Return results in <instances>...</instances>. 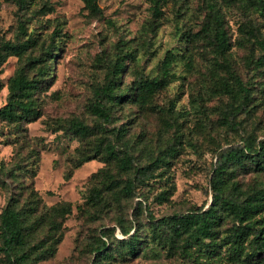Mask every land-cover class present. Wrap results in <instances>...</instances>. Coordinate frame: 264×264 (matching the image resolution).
<instances>
[{
  "label": "rangeland",
  "instance_id": "1",
  "mask_svg": "<svg viewBox=\"0 0 264 264\" xmlns=\"http://www.w3.org/2000/svg\"><path fill=\"white\" fill-rule=\"evenodd\" d=\"M98 4L101 12L83 0H0V45L32 40L22 57L11 55L0 67V108L20 66L40 78L37 115L0 118V215L12 192L22 207L39 208L30 248L56 231L51 208L64 212L56 252L29 264H264V250L237 259L245 244L220 247L236 225L232 215L221 219L215 253L183 247V236L172 243L166 223L210 206L214 170L228 148L256 149L264 141V47L257 41H264V0ZM212 6L224 21L226 49L209 25ZM146 79L162 85L142 102L137 86ZM112 82L127 96L122 102L102 93ZM98 103L110 110L111 122L93 112ZM77 121L90 133L78 132ZM108 144L132 159L130 169L108 161ZM84 156L91 159L79 165ZM102 168L133 180L134 189L126 194L123 182L111 196L114 205L92 206L87 199ZM226 172L239 185L228 193L241 201L264 187V170L251 157ZM256 218L264 222V210ZM133 236L136 253L128 246ZM102 240L107 253L97 257ZM0 264H9L1 253Z\"/></svg>",
  "mask_w": 264,
  "mask_h": 264
},
{
  "label": "trees",
  "instance_id": "2",
  "mask_svg": "<svg viewBox=\"0 0 264 264\" xmlns=\"http://www.w3.org/2000/svg\"><path fill=\"white\" fill-rule=\"evenodd\" d=\"M20 1L23 2L24 0ZM83 1L93 12H101L98 0ZM211 8L213 12L209 25L215 31L218 46L226 49L228 43L224 21L220 11L214 6ZM158 10L156 7V11ZM257 41L264 47L263 40ZM30 45H32L30 38L22 43L12 41L2 42L0 45V67L11 55L22 57ZM40 71L43 74L47 73L46 68H41ZM161 85L162 81L142 80L137 86L139 89L137 92L138 99L142 102L146 101L149 98L148 96ZM39 87L40 78L30 77L26 66H20L11 79L9 100L7 104L0 108V118L16 122L29 120L36 116L38 110L35 96ZM239 89L240 91L247 90L244 86H240ZM102 93L113 102H122L127 97L125 94L117 91L114 82L103 87ZM235 94H238V91ZM93 112L105 123L111 122V112L104 104L98 103L94 105ZM74 128L83 134L90 133L88 127L80 121L74 123ZM105 151L108 161L115 160L120 170L127 171L130 169L132 159L129 156L121 158L113 144H108ZM248 157H251L257 169L264 170V141L256 149L250 144L245 147L232 146L225 151V154L219 156L218 165L214 170L211 180L214 195L210 206L207 209H199L183 216L175 215L166 220V223L173 229V234L170 238L172 243L176 237L183 236V247L198 246L203 251L215 253L217 248L213 242L219 236L218 228L220 227L221 219L226 213L233 216L236 225L221 239L222 245L220 247L230 244H245L243 248L238 246V253L234 254L237 259H240L242 256L251 259L264 250V222L256 218L258 213L264 210V187L248 193L247 197L242 201L228 193L232 189L238 190L239 185L238 183H233L230 178H227L226 169L229 164L244 166ZM89 159L91 157L84 156L79 165ZM95 177H98L99 181L90 192L87 199L89 203L92 206L114 205L116 202L113 201L111 196L115 193V189L122 185L124 181L116 179L106 168L98 171ZM134 183L133 180L125 181L122 190L126 194H131L134 189ZM51 210L54 216L52 224L56 225V231H48L43 238L36 241L33 247L27 248L28 244L32 241V236L36 229V223L31 222L32 214L38 212L39 208L22 207L20 194L16 192L11 193L0 215V253L6 257L9 264H29L31 258L39 261L51 257L56 252L57 245L62 239V233L57 234L60 227L58 218L64 216V212L62 207L54 206ZM248 241L250 250H247ZM102 243L103 246L96 249L97 257L101 253H107L104 248L106 249L108 242L102 240ZM128 246L130 251L136 253L138 240L133 236ZM32 255L34 256L32 257Z\"/></svg>",
  "mask_w": 264,
  "mask_h": 264
}]
</instances>
